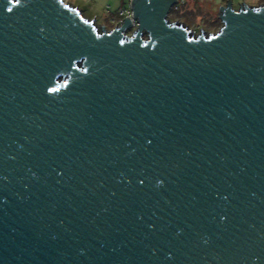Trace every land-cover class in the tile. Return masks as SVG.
I'll return each mask as SVG.
<instances>
[{"label": "water", "instance_id": "obj_1", "mask_svg": "<svg viewBox=\"0 0 264 264\" xmlns=\"http://www.w3.org/2000/svg\"><path fill=\"white\" fill-rule=\"evenodd\" d=\"M176 4L0 0V264H264V4Z\"/></svg>", "mask_w": 264, "mask_h": 264}, {"label": "rangeland", "instance_id": "obj_2", "mask_svg": "<svg viewBox=\"0 0 264 264\" xmlns=\"http://www.w3.org/2000/svg\"><path fill=\"white\" fill-rule=\"evenodd\" d=\"M78 9L87 20L95 19L98 31L100 27L107 31L114 26L112 20L118 19L121 9L127 8V0H63ZM230 1L233 9H238L243 3L248 6H259L264 0H179L167 15L170 23H179L187 27L192 35L202 32L209 36L215 35L221 28L219 9ZM240 5V6H239Z\"/></svg>", "mask_w": 264, "mask_h": 264}, {"label": "built area", "instance_id": "obj_3", "mask_svg": "<svg viewBox=\"0 0 264 264\" xmlns=\"http://www.w3.org/2000/svg\"><path fill=\"white\" fill-rule=\"evenodd\" d=\"M131 1L132 0H127V8L121 9L119 11L118 19L116 21H114V20L111 21L112 24H114L113 28H116V27H119L123 24L124 19H128L130 21L131 25H130V28L125 31V34L127 36L132 35L137 30V22H136V19H134L133 14H132V10H131ZM178 3H179V0H177V4Z\"/></svg>", "mask_w": 264, "mask_h": 264}]
</instances>
